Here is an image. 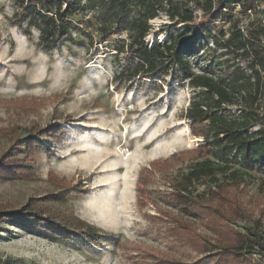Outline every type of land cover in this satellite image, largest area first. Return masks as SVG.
I'll list each match as a JSON object with an SVG mask.
<instances>
[{"label":"rangeland","instance_id":"rangeland-1","mask_svg":"<svg viewBox=\"0 0 264 264\" xmlns=\"http://www.w3.org/2000/svg\"><path fill=\"white\" fill-rule=\"evenodd\" d=\"M214 4L218 18L207 16L205 21L212 34L223 31L227 38L235 24L247 35L257 22L264 25L261 9L241 13L238 6L227 10L218 7L216 0ZM189 7L195 25L200 23L205 15L192 4ZM16 10L15 0H0V158L12 154L32 173L28 178L0 176V212L29 209L74 228L81 222L98 235L94 243L73 229L60 239L0 219V264H149L153 259L212 264L207 252L212 232L200 219L166 201L195 162L194 153L184 154L202 141L192 134L191 123L183 117L193 90L185 82L176 83L177 71L160 79L115 80L113 47L121 41L127 43L128 38L116 32L103 42L97 33L96 10L80 12L74 20L81 35L73 33L70 40L50 52L38 45L37 31L27 37L13 25ZM226 11L229 17L220 16ZM149 24L144 39L149 47L174 33L163 13ZM196 47L197 53L189 58L194 72L217 63L246 68L245 62L221 55L209 38L197 42ZM56 129L60 130L58 141L46 135ZM28 136L40 143L33 162L24 161L22 140ZM116 147L129 151L125 157L139 159L127 175L122 166L117 173L106 167L115 159ZM173 154L180 156L169 160ZM210 159L216 166L224 164L212 156ZM152 163H157L156 171L148 174L146 185H138L139 172ZM163 165L168 169L164 171ZM231 168L240 170L239 165ZM239 174L242 177L234 181L230 173L217 171L213 178L194 182L188 193L206 198L201 194L211 187L237 200L245 208L244 216L228 222V227L244 234L250 229L264 242V173L254 169ZM108 197H112L109 206L104 205ZM106 207H110L112 218L100 221L98 211L109 212ZM182 226L199 236L206 253L189 247ZM251 258L257 260L258 256Z\"/></svg>","mask_w":264,"mask_h":264},{"label":"trees","instance_id":"trees-1","mask_svg":"<svg viewBox=\"0 0 264 264\" xmlns=\"http://www.w3.org/2000/svg\"><path fill=\"white\" fill-rule=\"evenodd\" d=\"M216 3L227 10L237 5L241 13L255 9L261 3V13L264 14V0H216ZM15 4L17 10L12 17L13 25L19 27L27 37H30L31 31H37L38 45L45 52L70 40L73 33L78 35L82 32L74 20L80 12L96 10L99 22L97 33L103 36V42L110 33L116 32L125 33L128 38L127 43L121 41L113 47L117 67L115 80L125 79L129 83L139 76L160 79L177 71L173 78L177 79L176 83L185 82L193 90L183 117L191 123L192 134L201 137L202 141L196 149L184 154L194 153L195 162L189 165L178 185H174L172 192L167 194L166 201L190 217L200 219L203 226L212 232L213 241L207 250L212 264H260V261H264V242L260 235L250 229L245 234L234 231L227 225L244 216L245 208L237 200L211 187L201 194L206 198L193 197L188 193L194 182L213 178L217 171L230 173L229 177L234 181L242 177L239 174L241 170L256 169L264 173V25L257 22L247 35L241 33L235 24L227 38L223 31L212 34L205 21L207 16L218 18L214 13V0H15ZM190 4L205 15L196 25ZM162 13L172 23L174 33L163 43L149 47L144 42L150 31L149 22ZM225 13L221 12L220 16H230L228 11ZM180 24L184 26L178 27ZM206 38L222 51L221 55L245 62L246 68L242 69L237 64L217 63L210 68L199 66L201 71L194 72L189 58L197 53V42ZM118 54H123V58L119 59ZM214 67L217 69L214 70ZM230 107L235 110L229 111ZM56 130L46 131L47 137L58 141L60 130ZM39 144L31 136L22 140L24 161L33 162L35 148ZM178 156L173 154L169 160H177ZM210 156L224 164L216 166ZM156 165L152 163L149 168L139 172L138 185L148 183L149 177L156 171ZM235 165H239L240 170L232 171L231 167ZM166 169L168 167L164 171ZM31 173L32 170L22 168L21 162L12 154L0 158V176L28 178ZM212 202H216V205L213 206ZM0 219L27 230L50 233L60 239L65 237L66 232L78 229L97 243L95 237L98 231L78 221L74 228L43 218L29 209L21 213L0 212ZM180 229L187 230L181 234L190 248L206 253L204 250L207 247L199 242L197 234L190 232L189 227L182 226ZM255 255L258 256L257 260L251 258ZM149 264L183 263L153 259ZM194 264L204 263L199 260Z\"/></svg>","mask_w":264,"mask_h":264},{"label":"bare ground","instance_id":"bare-ground-1","mask_svg":"<svg viewBox=\"0 0 264 264\" xmlns=\"http://www.w3.org/2000/svg\"><path fill=\"white\" fill-rule=\"evenodd\" d=\"M125 152L128 153L129 151L128 150H122L120 147H116L115 152H114L115 159H112L111 162L106 167H110L111 171H113L114 173H117L121 169L120 166H122V168L125 169V174L126 175L129 174L132 170H134L135 167H137V165L139 164V159L137 157H129V155H128V157H125V154H124ZM111 153H113V152H111ZM155 155H156V153H155ZM140 157H143V155H140ZM108 159H109V157H108ZM102 167L104 168L105 165L102 166ZM111 202H112V197H108L104 201V205H108L109 206ZM106 208H108V207H106ZM110 211H111V209H109V212H107V211L105 212V210L100 209V211H98L99 220L101 219L100 221H104L106 219L109 220V218L111 219L112 218L111 217L112 213L110 214Z\"/></svg>","mask_w":264,"mask_h":264},{"label":"built area","instance_id":"built-area-1","mask_svg":"<svg viewBox=\"0 0 264 264\" xmlns=\"http://www.w3.org/2000/svg\"><path fill=\"white\" fill-rule=\"evenodd\" d=\"M259 6L261 7V8H259ZM236 7H237V5H236ZM239 7V6H238ZM256 9H258V10H260L261 12H262V10H263V4H258L257 5V7H256ZM248 12H250V10H248ZM251 13V12H250ZM239 30L243 33L244 31H243V29H242V27H239Z\"/></svg>","mask_w":264,"mask_h":264}]
</instances>
